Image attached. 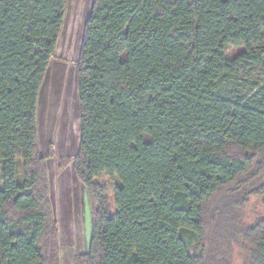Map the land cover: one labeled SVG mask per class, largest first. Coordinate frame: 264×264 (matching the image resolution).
<instances>
[{"label":"trees","instance_id":"trees-1","mask_svg":"<svg viewBox=\"0 0 264 264\" xmlns=\"http://www.w3.org/2000/svg\"><path fill=\"white\" fill-rule=\"evenodd\" d=\"M67 7L0 0V264H63L39 100ZM77 89L92 237L71 264H264L243 214L264 198V0H93Z\"/></svg>","mask_w":264,"mask_h":264},{"label":"rangeland","instance_id":"rangeland-1","mask_svg":"<svg viewBox=\"0 0 264 264\" xmlns=\"http://www.w3.org/2000/svg\"><path fill=\"white\" fill-rule=\"evenodd\" d=\"M92 2L68 0L60 42L39 100V140L49 166L51 196L60 229L63 264H71L73 258L88 253L92 237L90 200L73 166L80 144L77 67ZM239 52L238 49L229 48L227 55L233 58ZM96 182L108 190L111 214L115 215L117 182L107 176ZM243 214L245 224H253L264 215V198L251 197ZM232 264H243L239 252L234 254Z\"/></svg>","mask_w":264,"mask_h":264}]
</instances>
